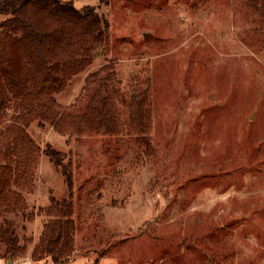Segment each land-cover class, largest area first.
Returning <instances> with one entry per match:
<instances>
[{
    "label": "rangeland",
    "instance_id": "rangeland-1",
    "mask_svg": "<svg viewBox=\"0 0 264 264\" xmlns=\"http://www.w3.org/2000/svg\"><path fill=\"white\" fill-rule=\"evenodd\" d=\"M65 1L96 7L111 26L55 97L83 113L87 75L110 63L103 77L120 113L116 133L28 127L43 151L50 142L73 160L76 253L64 264H264V0ZM144 89L148 133L128 106ZM65 194L42 152L17 218L32 243L18 257L0 244V264H35L39 211Z\"/></svg>",
    "mask_w": 264,
    "mask_h": 264
},
{
    "label": "trees",
    "instance_id": "trees-1",
    "mask_svg": "<svg viewBox=\"0 0 264 264\" xmlns=\"http://www.w3.org/2000/svg\"><path fill=\"white\" fill-rule=\"evenodd\" d=\"M0 13L6 16L0 20V244L14 257L29 250L32 238L21 241L17 218L28 206L24 192L34 189L44 152L61 169L66 194L58 200L51 196V204L40 209L45 222L32 258L35 264H48L49 258L64 264L76 253L73 160L50 142L43 151L28 127L38 122L67 136L86 129L117 132L120 109L103 77L110 63L87 75L91 94L83 113L65 111L55 97L93 64L96 49L108 42L111 23L94 6L77 9L65 0H0ZM148 97L144 89L128 104L132 125L142 133L151 129Z\"/></svg>",
    "mask_w": 264,
    "mask_h": 264
}]
</instances>
